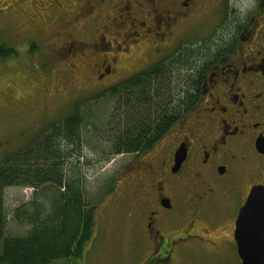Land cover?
<instances>
[{"label": "flooded vegetation", "instance_id": "1", "mask_svg": "<svg viewBox=\"0 0 264 264\" xmlns=\"http://www.w3.org/2000/svg\"><path fill=\"white\" fill-rule=\"evenodd\" d=\"M32 2L29 31L54 61L115 79L111 90L214 25L212 39L181 46L198 55L191 110L151 149L126 154L115 193L137 264H243L238 223L264 188V0L241 13L230 0Z\"/></svg>", "mask_w": 264, "mask_h": 264}, {"label": "rangeland", "instance_id": "2", "mask_svg": "<svg viewBox=\"0 0 264 264\" xmlns=\"http://www.w3.org/2000/svg\"><path fill=\"white\" fill-rule=\"evenodd\" d=\"M230 1V8L237 13L245 12L255 2ZM31 2L34 3V0H0V47L13 50L9 57L0 56V162L7 155L38 140L45 126L70 117L76 107L81 109L83 115L86 114L87 125L82 129L84 149L78 162L81 166L71 163L69 172L79 173L89 207H96V224L95 235L82 258L72 263L137 264L141 256L130 253L132 247L126 230L128 205L116 201L115 193V186L121 183L123 169L130 157L111 156L103 133H98L104 128L115 105L109 95V87L115 79L100 82L81 62L76 64V71L72 73L70 64L54 61L51 48L41 44L29 31L32 29L27 22ZM232 14L229 11L225 19H230ZM213 28L214 25H207L195 32L188 31L182 42L185 44L206 37ZM209 37L204 41L212 39V35ZM183 44L177 50L166 51L159 57L173 55ZM140 57L151 62L149 64L159 61L145 53ZM78 102L80 105L76 106ZM35 195V190L30 187L7 189L8 236H25L31 228L27 220L21 222L15 218L17 209L22 207L26 216L37 211L44 213L45 210H52L50 195L40 192L33 203ZM54 264L71 263L59 261Z\"/></svg>", "mask_w": 264, "mask_h": 264}, {"label": "trees", "instance_id": "3", "mask_svg": "<svg viewBox=\"0 0 264 264\" xmlns=\"http://www.w3.org/2000/svg\"><path fill=\"white\" fill-rule=\"evenodd\" d=\"M12 54V49L0 47L1 57ZM197 58L189 48H181L109 89L115 105L98 133H103L111 156L151 149L191 110L194 96L186 85L192 83ZM86 126V114L76 107L70 117L45 126L38 140L0 162V264H73L82 258L93 238L96 207H89L79 173L70 174L69 168L71 163L81 166ZM15 187L33 188V203L40 192L50 195L52 210L27 216L22 207L16 210L15 218L31 227L25 236L7 235L6 191Z\"/></svg>", "mask_w": 264, "mask_h": 264}, {"label": "water", "instance_id": "4", "mask_svg": "<svg viewBox=\"0 0 264 264\" xmlns=\"http://www.w3.org/2000/svg\"><path fill=\"white\" fill-rule=\"evenodd\" d=\"M246 208L238 223L239 255L243 264H264V188L253 191Z\"/></svg>", "mask_w": 264, "mask_h": 264}]
</instances>
